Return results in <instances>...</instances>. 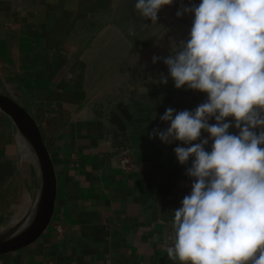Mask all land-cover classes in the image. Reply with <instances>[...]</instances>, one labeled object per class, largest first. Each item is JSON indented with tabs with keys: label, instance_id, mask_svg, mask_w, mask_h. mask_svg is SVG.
<instances>
[{
	"label": "crops",
	"instance_id": "crops-1",
	"mask_svg": "<svg viewBox=\"0 0 264 264\" xmlns=\"http://www.w3.org/2000/svg\"><path fill=\"white\" fill-rule=\"evenodd\" d=\"M131 2L137 0H0V86L31 114L58 179L52 227L0 264H180L166 248L175 242L174 210L192 183V158L181 165L174 149L189 145L149 135L170 126L159 118L167 108L193 111L207 95L176 89L171 78L159 83L173 41L178 45L179 33L187 39L190 28L161 9L170 41L155 24L149 41H135L120 22ZM188 6L172 3L175 13ZM192 15L181 17L190 22ZM147 27L133 32L140 38ZM201 139L209 134L202 130ZM123 152L132 162L127 172L116 162ZM38 182L33 161L0 124V231L32 205Z\"/></svg>",
	"mask_w": 264,
	"mask_h": 264
},
{
	"label": "clouds",
	"instance_id": "clouds-1",
	"mask_svg": "<svg viewBox=\"0 0 264 264\" xmlns=\"http://www.w3.org/2000/svg\"><path fill=\"white\" fill-rule=\"evenodd\" d=\"M172 3L137 0L135 8L157 23ZM186 13L194 16L188 38L172 44L159 83L171 78L207 100L193 111L167 108L159 118L170 126L149 135L189 145L174 149L181 165L192 158L191 192L174 210L175 242L166 252L180 264H264V0H201L176 16Z\"/></svg>",
	"mask_w": 264,
	"mask_h": 264
},
{
	"label": "water",
	"instance_id": "water-1",
	"mask_svg": "<svg viewBox=\"0 0 264 264\" xmlns=\"http://www.w3.org/2000/svg\"><path fill=\"white\" fill-rule=\"evenodd\" d=\"M199 5L201 0H183ZM165 10H164V9ZM168 13L172 19L191 28L192 23L177 17L172 4ZM0 124L14 133L22 142L38 174V190L32 205L15 222L0 231V259L35 246L54 224L58 200V179L53 161L41 139L31 116L19 103L7 95L0 86ZM27 221L26 224L23 222Z\"/></svg>",
	"mask_w": 264,
	"mask_h": 264
},
{
	"label": "rangeland",
	"instance_id": "rangeland-1",
	"mask_svg": "<svg viewBox=\"0 0 264 264\" xmlns=\"http://www.w3.org/2000/svg\"><path fill=\"white\" fill-rule=\"evenodd\" d=\"M134 7H135V3L134 2H131L129 4L128 8L126 9V12H128V11L130 12V16L128 17V15H126V13H125V16H123V17L120 18V22H122V21L125 22L126 23L125 25L128 26V28L131 30L130 37L132 39H134L135 41H140V39H141V42L149 41V39L152 36L155 35L153 33V27L155 25H157V26H163L162 27V30H163V32H162L163 42L170 41V33L168 32L170 30V25H168V24L165 23V19L162 22L161 21H157V23H152L151 20H146L142 15H140L139 17L134 18V17H132L133 9H135ZM165 18L168 19V20H170V18H168V17H165ZM171 20L173 21V23L175 22L176 24H178L176 26H180L181 27V26L184 25V24L180 23L179 21H177L175 19H171ZM190 23H192V21H190ZM145 24H147V26H148L147 27V31H146V33L143 36L140 35V38H138L137 37L138 35L135 34L133 31L136 29V27H138V25H145ZM188 28H190V27H188ZM182 40H186V38H184V35H182L181 33H179L178 44ZM173 43H174V41H173ZM146 51H147V58H150L152 56V54H150L151 53L150 52L151 50H148L147 49ZM154 68H155L154 66L147 65L146 71L148 73H151V72L154 71L153 70Z\"/></svg>",
	"mask_w": 264,
	"mask_h": 264
},
{
	"label": "built area",
	"instance_id": "built-area-1",
	"mask_svg": "<svg viewBox=\"0 0 264 264\" xmlns=\"http://www.w3.org/2000/svg\"><path fill=\"white\" fill-rule=\"evenodd\" d=\"M116 162L118 163L121 170L127 172L132 168V162L129 155L125 152L121 153L117 158Z\"/></svg>",
	"mask_w": 264,
	"mask_h": 264
},
{
	"label": "bare ground",
	"instance_id": "bare-ground-1",
	"mask_svg": "<svg viewBox=\"0 0 264 264\" xmlns=\"http://www.w3.org/2000/svg\"><path fill=\"white\" fill-rule=\"evenodd\" d=\"M164 7L166 8V10H168V11H167L168 13H170V14L173 13V12L169 9V5H166V6H164ZM163 9H164V8H163ZM164 10H165V9H164ZM191 18L193 19L194 16L192 15ZM17 140H18V144H19V150L21 151V153H22L23 155H25V156L30 157V156H29V153L27 152L26 148L24 147V145L22 144V142L19 140V138H17ZM26 222H27V221L24 220L23 223L26 224Z\"/></svg>",
	"mask_w": 264,
	"mask_h": 264
}]
</instances>
